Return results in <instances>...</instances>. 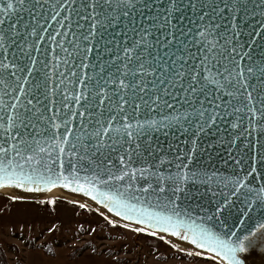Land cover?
Returning <instances> with one entry per match:
<instances>
[{
  "label": "snow or ice",
  "instance_id": "1",
  "mask_svg": "<svg viewBox=\"0 0 264 264\" xmlns=\"http://www.w3.org/2000/svg\"><path fill=\"white\" fill-rule=\"evenodd\" d=\"M220 152L233 174L195 166ZM262 178L264 0H0V188L70 187L242 264L264 223L217 228L264 209Z\"/></svg>",
  "mask_w": 264,
  "mask_h": 264
},
{
  "label": "rangeland",
  "instance_id": "2",
  "mask_svg": "<svg viewBox=\"0 0 264 264\" xmlns=\"http://www.w3.org/2000/svg\"><path fill=\"white\" fill-rule=\"evenodd\" d=\"M42 198L0 194V264H220L108 221L84 204Z\"/></svg>",
  "mask_w": 264,
  "mask_h": 264
},
{
  "label": "water",
  "instance_id": "3",
  "mask_svg": "<svg viewBox=\"0 0 264 264\" xmlns=\"http://www.w3.org/2000/svg\"><path fill=\"white\" fill-rule=\"evenodd\" d=\"M162 55V53H161ZM159 71V69H158ZM168 139H172L171 134L169 135ZM161 141L164 142V137H161ZM209 154L202 155L196 162L195 166L200 169H208L216 170L220 173H223L225 175H231L234 171H237L232 167L231 162L225 163L224 159H226V156L223 152H220L219 155L212 154L211 159L208 156ZM255 179V176H253V180ZM262 182H264V178H262ZM3 189H8L11 192L18 194V195H26V196H42L47 194L48 192L52 190H57L58 192L62 194H67L73 197L80 198L89 204L93 205L100 211H102L103 214L108 216L111 221H113L116 224L132 228V229H140L143 228L144 225L137 224L125 219H122L119 216L114 215V213H111L105 208L102 204H98L96 201L92 200L89 196L85 195L83 192H77L71 190L70 187H54L51 188V190H40V191H26L22 188H14V187H5L0 188V191ZM190 189V199L188 200H181L178 201V203L182 206H190L191 208L196 209V213L198 215H203L202 212H200V208L198 206H203L206 209H209L210 211L214 209L215 205L210 203V201L213 199L209 194L206 193V190L201 185H188V188L186 190ZM217 199H219L217 197ZM241 219V213L238 211V205L235 207H232L231 209L225 211L221 217V221L223 222L222 225L218 226L217 230H223L225 232L230 230H238V235L243 238L244 235H246L249 231L255 230L259 224L264 223V209L262 208H256L255 211H252L249 213L247 222L241 225L238 221ZM151 231L150 229L146 231H140L143 232L146 235L153 236L156 238H164L168 242L172 243L174 246H178L181 248H186L193 252L194 254L196 252H201V257L208 258L212 254L207 252H202V250L195 248L194 245L190 244L187 241L178 239L175 236L169 235L164 232H157L155 235H150L148 232ZM239 257L242 261V264H264V230H260L257 232V234L254 237H250V239L246 242V250L243 253L239 254ZM216 262H220L224 264L222 260H219L218 258H209Z\"/></svg>",
  "mask_w": 264,
  "mask_h": 264
},
{
  "label": "bare ground",
  "instance_id": "4",
  "mask_svg": "<svg viewBox=\"0 0 264 264\" xmlns=\"http://www.w3.org/2000/svg\"><path fill=\"white\" fill-rule=\"evenodd\" d=\"M0 194L3 195V196H5V197H10V198H15V199H39V198L43 199L42 197H47V196H51V195L52 196H57V197L64 198V199H67V200H70V201H75V202L84 204L87 207L93 209L95 212H97L102 217H104V219H107L108 221H111V219L108 216H106L105 214H103L102 211H100L99 209H97L93 205L89 204L88 202H86V201H84V200H82L80 198H77V197H73V196H70V195H67V194H62V193L58 192L57 190H52V191L48 192L45 195L37 196V197H35V196H26V195H18V194H15V193L11 192L8 189L1 190L0 191ZM161 239L167 241L164 238H161ZM168 243H170V242H168ZM170 244L172 245V243H170ZM175 247H177V248H179V249H181L183 251L191 252L190 250H188L186 248H181V247H178V246H175ZM191 253H193V252H191ZM218 263H220V262H218ZM220 264H222V263H220Z\"/></svg>",
  "mask_w": 264,
  "mask_h": 264
},
{
  "label": "trees",
  "instance_id": "5",
  "mask_svg": "<svg viewBox=\"0 0 264 264\" xmlns=\"http://www.w3.org/2000/svg\"><path fill=\"white\" fill-rule=\"evenodd\" d=\"M105 225L107 224V222L106 223H104Z\"/></svg>",
  "mask_w": 264,
  "mask_h": 264
}]
</instances>
